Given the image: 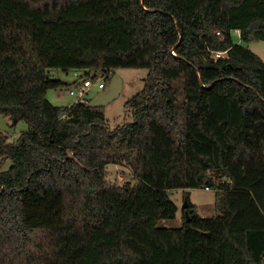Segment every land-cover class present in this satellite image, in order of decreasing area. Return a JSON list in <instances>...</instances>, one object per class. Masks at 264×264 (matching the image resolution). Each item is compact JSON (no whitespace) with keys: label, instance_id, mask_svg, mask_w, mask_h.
Returning <instances> with one entry per match:
<instances>
[{"label":"trees","instance_id":"trees-1","mask_svg":"<svg viewBox=\"0 0 264 264\" xmlns=\"http://www.w3.org/2000/svg\"><path fill=\"white\" fill-rule=\"evenodd\" d=\"M235 31L264 41V0H0V115L27 125L0 133V264H264V61ZM116 69L147 75L114 129L45 98ZM174 189L213 191L215 215L186 197L160 227Z\"/></svg>","mask_w":264,"mask_h":264},{"label":"rangeland","instance_id":"rangeland-1","mask_svg":"<svg viewBox=\"0 0 264 264\" xmlns=\"http://www.w3.org/2000/svg\"><path fill=\"white\" fill-rule=\"evenodd\" d=\"M232 35L236 43L248 48L264 61V41L254 40L246 44L240 41L239 32L235 31ZM219 55L222 56L223 54ZM215 57L217 56L215 55ZM81 75L82 72L74 70L67 72L58 69L48 70L50 78L68 84ZM146 75L147 70L145 69H116L110 80H106L102 74L98 73L95 79H90L91 86L86 90L83 99L92 106L103 107L107 123L111 129H114L131 121V112L126 110L124 105L131 97L142 90ZM99 84L104 85V88L99 89ZM67 90H71V88L50 89L46 92L45 98L56 107L70 106L77 102L78 98L70 95ZM26 130L27 125L24 122L19 121L13 125L9 118L0 115V133L6 136L10 142L16 140ZM10 165L11 161L6 160L0 164V170L6 171ZM105 178L109 185L122 186L134 183L131 169L125 165H108ZM214 195L213 191L204 189L171 190L169 192L170 199L177 207L175 218L161 220L158 225L164 228L180 227L184 216L182 206L186 197H188L190 203L196 206L197 213L201 217H213L215 215Z\"/></svg>","mask_w":264,"mask_h":264},{"label":"built area","instance_id":"built-area-1","mask_svg":"<svg viewBox=\"0 0 264 264\" xmlns=\"http://www.w3.org/2000/svg\"><path fill=\"white\" fill-rule=\"evenodd\" d=\"M217 57H219L220 55L217 53L216 54ZM91 86V81L90 79H86L84 81H80L78 87H76L75 89L72 90H68V93L72 96H76L79 100H83V97L86 93V90ZM98 88L101 89L103 88L102 84L98 85ZM207 190V189H206Z\"/></svg>","mask_w":264,"mask_h":264},{"label":"water","instance_id":"water-1","mask_svg":"<svg viewBox=\"0 0 264 264\" xmlns=\"http://www.w3.org/2000/svg\"><path fill=\"white\" fill-rule=\"evenodd\" d=\"M12 123H15V121H13ZM182 209L184 210V217H185V221L189 222L190 221V213L191 210L188 209V204H187V200H184V204L182 206Z\"/></svg>","mask_w":264,"mask_h":264},{"label":"crops","instance_id":"crops-1","mask_svg":"<svg viewBox=\"0 0 264 264\" xmlns=\"http://www.w3.org/2000/svg\"><path fill=\"white\" fill-rule=\"evenodd\" d=\"M79 77H80V76H79ZM79 77L73 79L70 83L75 82ZM78 85H79V83H76L74 86L71 87V90H72V89H75L76 87H78ZM101 89H103V88H101ZM67 91H68V90H67ZM78 100H79V99H78Z\"/></svg>","mask_w":264,"mask_h":264}]
</instances>
